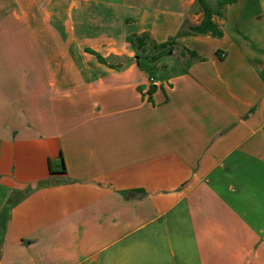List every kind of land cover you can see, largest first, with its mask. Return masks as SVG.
I'll return each instance as SVG.
<instances>
[{"label": "crops", "instance_id": "crops-1", "mask_svg": "<svg viewBox=\"0 0 264 264\" xmlns=\"http://www.w3.org/2000/svg\"><path fill=\"white\" fill-rule=\"evenodd\" d=\"M203 18L0 0V264H264V0Z\"/></svg>", "mask_w": 264, "mask_h": 264}, {"label": "trees", "instance_id": "trees-1", "mask_svg": "<svg viewBox=\"0 0 264 264\" xmlns=\"http://www.w3.org/2000/svg\"><path fill=\"white\" fill-rule=\"evenodd\" d=\"M235 0H198L201 9L204 11V18L199 25L190 26L187 30L181 31L179 34L184 33H192V34H200V33H212L215 36H222L223 31L219 27L218 23L214 20V15H222L224 10L228 4L233 3ZM133 40L132 38H129ZM138 47L141 50L143 49L145 43V36L138 37ZM155 49L157 50L154 54H146L144 57L151 63L158 61L163 56L174 55L184 51V48L178 44L175 39H170L169 41L155 44ZM97 55L98 59L107 63V60L99 53L94 50H88ZM193 57H197V53L195 51L189 50ZM63 163L64 160H63ZM51 168V162H50ZM64 171H66V166L64 164Z\"/></svg>", "mask_w": 264, "mask_h": 264}, {"label": "water", "instance_id": "water-1", "mask_svg": "<svg viewBox=\"0 0 264 264\" xmlns=\"http://www.w3.org/2000/svg\"><path fill=\"white\" fill-rule=\"evenodd\" d=\"M2 251H3V232L0 231V259L2 257Z\"/></svg>", "mask_w": 264, "mask_h": 264}]
</instances>
